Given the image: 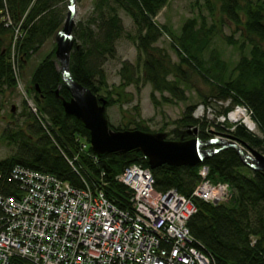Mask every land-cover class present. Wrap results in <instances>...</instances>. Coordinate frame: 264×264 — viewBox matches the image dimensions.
Wrapping results in <instances>:
<instances>
[{
	"label": "trees",
	"instance_id": "16d2710c",
	"mask_svg": "<svg viewBox=\"0 0 264 264\" xmlns=\"http://www.w3.org/2000/svg\"><path fill=\"white\" fill-rule=\"evenodd\" d=\"M62 1L0 0V92L17 87L13 49L18 66L23 68V63L61 30L66 19L60 6ZM169 2L97 0L88 28L76 35L82 43L77 44L75 40L71 53L73 78L98 97H104L107 108L132 102L134 94L127 91L130 85H135L140 92L142 86L150 83L151 99L158 106L160 100L166 103L186 102L189 97L182 84L190 86L189 75L191 71L196 72L209 84V95L232 98L235 104L251 109L250 115L262 131L263 138L256 136L243 122H239L233 131H228L240 141L264 150V0H203L202 5L212 23H208V18L199 9L200 17L188 18L180 34H175L170 27L156 20ZM194 5L201 8L200 0H195ZM119 10L132 18L134 33L126 32ZM228 22L236 25L235 31L240 30L241 41L224 34L223 27ZM94 24L97 30L91 27ZM124 34L136 45L137 61H123L121 82L110 87L102 63L99 64L97 59L115 58L117 40ZM164 35L171 38V47L176 51L179 62L173 61L167 48L157 44ZM217 36L226 38L242 51L232 70L216 50H212L208 61L205 59L206 51ZM245 45L249 46L248 52L244 51ZM55 50L54 47L38 65L32 75V87L28 88L38 105V113L30 111L25 100L21 119L8 126L1 136L8 144L16 146V152L0 160V192L16 195V182L10 180L11 172L14 167L22 166L53 174L78 187L88 184L101 188L116 204L128 207L130 191L118 181L117 176L133 163L149 167L148 159L140 151L101 155L95 153L91 145L86 150L82 149V139L90 144V131L81 120L64 110L62 99L69 100L71 92L57 67ZM57 89L60 96L56 95ZM102 91L106 92L105 96ZM209 95H203L204 102ZM196 106L190 104L186 107L175 121V137L167 138L190 139L193 137L192 128L198 127L197 136L208 140L210 134L206 129L209 122L193 116ZM106 116L109 120L107 113ZM109 124L114 130L151 131L138 113L131 122L118 128L110 121ZM216 128L227 131L221 125ZM203 166L209 168L210 180L229 183L233 194L228 203L218 205L195 199L198 212L188 223L192 234L214 256L217 264H264V176L246 166L234 148L219 150L196 166L164 164L152 169L155 189L165 193L175 188L191 196L201 180L199 172Z\"/></svg>",
	"mask_w": 264,
	"mask_h": 264
},
{
	"label": "built area",
	"instance_id": "2783aa9c",
	"mask_svg": "<svg viewBox=\"0 0 264 264\" xmlns=\"http://www.w3.org/2000/svg\"><path fill=\"white\" fill-rule=\"evenodd\" d=\"M16 56L13 49L15 74ZM240 106L228 113L232 130L240 119L231 115ZM200 108L203 120L210 106ZM208 174L203 166L191 196L175 188L163 193L150 167L130 164L117 176L130 191V206L121 209L101 188L16 166L10 179L16 195L0 192V264H217L188 226L198 212L195 199L218 205L232 197L229 183Z\"/></svg>",
	"mask_w": 264,
	"mask_h": 264
},
{
	"label": "rangeland",
	"instance_id": "374dc122",
	"mask_svg": "<svg viewBox=\"0 0 264 264\" xmlns=\"http://www.w3.org/2000/svg\"><path fill=\"white\" fill-rule=\"evenodd\" d=\"M96 1L97 0H76V14L75 26L73 29V39L74 41L76 40L77 44H81L82 41L81 39L77 38L76 35L79 34L82 29L86 30L88 28V20L94 15V7ZM202 1L203 0H200V8L199 6L194 5L195 0H172L171 3L169 2V4L165 6L164 10L162 9L163 11L161 10L162 12L157 15L156 20L157 22L170 27L172 32H174L175 34H180L184 22L190 17L199 18V9H201V12L205 14L208 18V23L211 24L212 20L210 18V15L208 14L207 9L205 8V6L202 5ZM68 5L69 0H63L60 3L62 10L64 9L66 17L69 11ZM119 13L122 17L126 32L134 33L135 26L132 18L127 15V13L123 10H119ZM1 18L3 19V16ZM63 26L64 24L61 26L60 29H62ZM91 27L94 30H97L96 24L91 25ZM235 29L236 25L232 22H228L223 27V31L226 36L233 35L236 40L240 39L241 41V32L240 30L235 31ZM56 35L57 34L47 39L40 48V50L36 53H33L32 56L23 63V68L20 67V65L17 67V87L14 90L4 89V91L0 92V160L5 159L16 152V146L8 144L5 140L2 139L1 136L3 134V131L8 128V126L14 124L16 121L21 119L25 100H27L26 107H29L30 111L36 114L38 113V110L37 112H35L34 110L35 106H37L38 108V105L34 100L33 94H30L28 88L32 87V75L38 65L54 49V47H57ZM157 44L159 46L167 48L170 54L172 55L173 61L179 62V57L176 51L171 47V38L168 35H164L158 41ZM116 47L117 55L115 58L107 56L103 59H97L99 64L102 63L101 67L103 68L107 76V81L110 87H112L114 84H120V70L123 66V61L129 60L132 63H136L137 61L136 45L131 39L127 37L126 34H124L121 38L117 40ZM212 50H216L220 53L221 58L228 64L230 70H232L236 66L237 62L239 61L242 55V51L239 50L238 47L233 44H230L228 40L222 36H217L213 40L210 49L207 50L205 53L206 60L210 58ZM244 51H249L248 45H245ZM56 64L58 69H60V62L57 59ZM171 78L173 77L171 76ZM189 81H191L190 86H184L182 84V86L185 87L186 93L189 97L186 102L166 103L163 100H160L158 106H156L151 99L152 85L150 83H147L142 86L140 92L137 91L135 85H130L127 88V91L132 92L134 94L133 101L129 103L116 104L106 108V113L108 114L109 121L113 126L118 128L131 122L132 118L136 117L138 113L140 114L141 118L145 120L151 132H165L167 133V137L173 138L175 137L173 131L177 127L175 121L182 116L183 112L186 110V107L188 105L196 104L197 106L193 112V116L197 118V115L198 117H200L199 120H201L203 113V109H201L200 107L202 105L210 106L208 113H205L206 116L204 117L206 120H208L210 125L208 127L210 136L207 139H214L217 136H222L221 131H218L216 128L217 124L226 128L227 131L231 130L235 124L229 119V111L226 110L229 107L232 108L231 110L236 108L237 104L234 103L232 98H215V96L209 95V84L206 83L205 80L196 72L191 71L189 75ZM101 93L103 96L106 95L105 91H102ZM165 95L169 96L170 94L165 93ZM203 95H209L207 102L203 101ZM157 96L158 98H161V94L159 92H157ZM28 99L32 101L34 100V107L30 106ZM221 100L224 101V104H220V102H218ZM14 106L15 108L13 110ZM223 116L226 117V120L224 122L221 121ZM239 121L244 122L243 119H240ZM192 130L193 131L191 135L193 137L197 136L198 132L195 133L194 128H192ZM253 133L259 138H263V133L260 128L258 129V131ZM81 142L82 144H86L87 146L86 148H83L81 146L82 149L86 150L89 148L90 144H88L84 139H82ZM210 148L216 150L219 148V145L213 144L210 146ZM260 151L264 152V150Z\"/></svg>",
	"mask_w": 264,
	"mask_h": 264
},
{
	"label": "water",
	"instance_id": "95a60500",
	"mask_svg": "<svg viewBox=\"0 0 264 264\" xmlns=\"http://www.w3.org/2000/svg\"><path fill=\"white\" fill-rule=\"evenodd\" d=\"M69 11L64 26L56 35L55 57L60 62L62 78L71 92V98L62 99L66 114L81 120L90 131L92 150L97 154L140 151L148 159L151 169L164 164L170 166H196L214 152L211 145H219V150L234 148L242 162L264 176V153L258 148L237 139L232 132H221L222 136L203 140L198 136L184 140L167 138L165 132H151L141 129L114 130L106 116L107 100L98 97L90 88L73 78L70 68L71 53L74 48L73 29L75 26L76 0H69ZM40 91V87L36 84ZM56 95L60 96L59 89ZM15 106L13 107L14 110ZM249 128V127H248ZM250 129V128H249ZM198 128L194 132H198ZM191 132V131H190Z\"/></svg>",
	"mask_w": 264,
	"mask_h": 264
},
{
	"label": "bare ground",
	"instance_id": "6f19581e",
	"mask_svg": "<svg viewBox=\"0 0 264 264\" xmlns=\"http://www.w3.org/2000/svg\"><path fill=\"white\" fill-rule=\"evenodd\" d=\"M243 106H246V105H243ZM243 106H240L232 115H231V119L232 120H239V119H243V121H244V123L250 128V130L251 131H253V132H256V131H258V129H259V127H258V125L256 124V122L252 119V117L251 116H249V114H248V112H247V110L243 107ZM247 108H248V110H249V113H252V111H251V109L248 107V106H246ZM231 109L232 108H230V110H228L229 112H231ZM228 112V113H229ZM206 131H207V133L208 134H210V132H209V130H208V127H207V129H206ZM209 139H211V138H209ZM212 149V148H211ZM219 149V148H218ZM218 149H212V150H214V152H213V154L214 153H217L218 152ZM263 152V151H262ZM264 153V152H263ZM212 154V155H213ZM202 168V167H201ZM201 170V169H200ZM200 173V172H199ZM73 185V184H72ZM73 186H75V185H73ZM76 187H78V186H76ZM114 202V201H113ZM225 203H228V202H225ZM114 204L115 205H117L119 208H121V209H124V208H126V207H121V206H119L118 204H116L115 202H114ZM212 204V203H211ZM223 204V203H222ZM215 205V204H214Z\"/></svg>",
	"mask_w": 264,
	"mask_h": 264
},
{
	"label": "crops",
	"instance_id": "0c3cea01",
	"mask_svg": "<svg viewBox=\"0 0 264 264\" xmlns=\"http://www.w3.org/2000/svg\"><path fill=\"white\" fill-rule=\"evenodd\" d=\"M171 2H172V0H170V3H171ZM164 8H165V7H164ZM164 8H163V10H164ZM163 10H162V11H163ZM162 11H161V12H162ZM159 14H160V13H159Z\"/></svg>",
	"mask_w": 264,
	"mask_h": 264
}]
</instances>
